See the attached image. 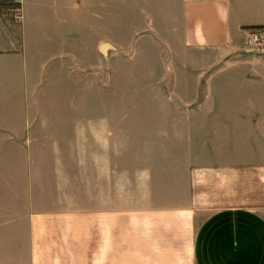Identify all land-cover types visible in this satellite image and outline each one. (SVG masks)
I'll use <instances>...</instances> for the list:
<instances>
[{
	"label": "crops",
	"instance_id": "1",
	"mask_svg": "<svg viewBox=\"0 0 264 264\" xmlns=\"http://www.w3.org/2000/svg\"><path fill=\"white\" fill-rule=\"evenodd\" d=\"M161 4L174 8L167 22L185 51L202 55L164 64L195 106L161 116L199 117L183 130L206 131L201 139L218 148L203 163L225 180L220 205H195L190 173L180 187L177 173L145 164L132 195L124 167L115 174L109 115L31 116L45 108V86L74 73L100 0H23L19 22L1 2L0 264H120L117 200L124 212L139 200L142 216L173 215L175 246L185 218L190 264H264V42L246 44L250 29L264 28V0Z\"/></svg>",
	"mask_w": 264,
	"mask_h": 264
},
{
	"label": "rangeland",
	"instance_id": "2",
	"mask_svg": "<svg viewBox=\"0 0 264 264\" xmlns=\"http://www.w3.org/2000/svg\"><path fill=\"white\" fill-rule=\"evenodd\" d=\"M161 3L162 0H100L101 8L88 11L85 52L81 55L75 49L74 73L53 78V83L45 86V108L32 111L31 116H72L82 120L97 114L109 115L115 174L124 167L132 195L138 185V166L145 164L147 172L157 169L173 177L177 173L180 187L190 173L195 205L200 209L210 206V202L219 206V187L222 183L225 186V180L220 181L217 168L203 163L218 148L208 144L206 138L201 139L206 131L195 130L194 126L188 132L183 130L184 125L199 117L161 116L195 106L181 100L182 95H187L165 76L164 64L202 58L192 50L185 51L179 43L177 23L167 22L175 10ZM68 65L71 67L70 62ZM66 67L60 64V72ZM87 140V134L82 133L81 147L87 145ZM120 188L116 184L117 197L123 196ZM138 203L132 200L133 208L124 212V201L117 200V208L122 209L117 219L120 264H190L187 244L192 231L185 218L181 219L183 237L175 246L173 215L142 216Z\"/></svg>",
	"mask_w": 264,
	"mask_h": 264
},
{
	"label": "built area",
	"instance_id": "3",
	"mask_svg": "<svg viewBox=\"0 0 264 264\" xmlns=\"http://www.w3.org/2000/svg\"><path fill=\"white\" fill-rule=\"evenodd\" d=\"M10 3V12H12V16L14 21L19 22L22 17L21 12V4L23 0H6ZM3 0H0V3ZM246 39V44L248 45H259L264 42V28H252L248 31Z\"/></svg>",
	"mask_w": 264,
	"mask_h": 264
}]
</instances>
